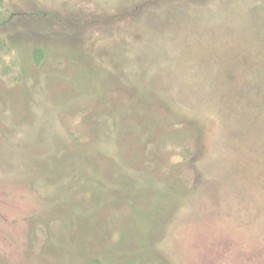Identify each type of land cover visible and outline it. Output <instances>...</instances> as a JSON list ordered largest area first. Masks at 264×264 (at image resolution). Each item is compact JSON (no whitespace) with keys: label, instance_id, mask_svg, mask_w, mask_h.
<instances>
[{"label":"rangeland","instance_id":"rangeland-1","mask_svg":"<svg viewBox=\"0 0 264 264\" xmlns=\"http://www.w3.org/2000/svg\"><path fill=\"white\" fill-rule=\"evenodd\" d=\"M0 264H264V0H0Z\"/></svg>","mask_w":264,"mask_h":264}]
</instances>
